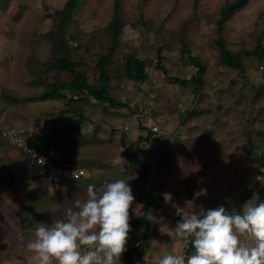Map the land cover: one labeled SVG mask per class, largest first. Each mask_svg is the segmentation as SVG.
Instances as JSON below:
<instances>
[{
    "label": "rangeland",
    "instance_id": "obj_1",
    "mask_svg": "<svg viewBox=\"0 0 264 264\" xmlns=\"http://www.w3.org/2000/svg\"><path fill=\"white\" fill-rule=\"evenodd\" d=\"M67 1L0 0V130L17 129L31 143L53 148L60 161L90 171L74 181L45 179L43 169L0 131V264H38L27 247L36 227L66 219L76 200L87 199L89 184L99 188L118 179L128 181L135 196L127 244L142 240L143 227L132 224L144 212L140 170L122 157V134L148 162L164 195L148 213L150 246L144 256L134 255L139 264H158L168 254L185 256L187 240L174 231L182 219L177 207L197 215L233 208L254 184L258 189L248 201L255 205L259 197L264 202L263 168L252 159L247 137L250 133L264 143V61L259 63L254 53L258 42L264 45V0H248L225 22L226 42L245 63L242 73L221 62L213 42L215 19L227 0H122L124 25L108 64V91L126 106L88 97L84 111L93 122L70 116L61 99L52 105L22 99L36 92L28 59L48 60L51 41L44 33L52 26L54 10ZM80 1L66 28L68 42L82 60L79 67L97 82L96 59L110 48L114 1ZM185 40L205 71L201 80L181 85L157 66V50L162 47L170 75L191 78L197 68L181 53ZM132 53L146 62L148 80L123 74ZM196 85H202L200 91ZM11 95L16 98L6 99ZM150 130L149 139L139 140ZM258 149L263 152L264 146ZM117 264L130 263L123 253Z\"/></svg>",
    "mask_w": 264,
    "mask_h": 264
},
{
    "label": "clouds",
    "instance_id": "obj_2",
    "mask_svg": "<svg viewBox=\"0 0 264 264\" xmlns=\"http://www.w3.org/2000/svg\"><path fill=\"white\" fill-rule=\"evenodd\" d=\"M4 128L9 127H2L1 134ZM89 174L88 170L85 177ZM134 201L133 190L123 179L99 188L89 184L87 199L76 200L66 219L36 227L28 250L39 264H117L127 251ZM177 215L182 219L174 231L177 237L190 239L195 253L168 254L158 264H264V202L248 201L239 214L220 206L202 216L177 207Z\"/></svg>",
    "mask_w": 264,
    "mask_h": 264
},
{
    "label": "trees",
    "instance_id": "obj_3",
    "mask_svg": "<svg viewBox=\"0 0 264 264\" xmlns=\"http://www.w3.org/2000/svg\"><path fill=\"white\" fill-rule=\"evenodd\" d=\"M113 15L111 22L108 25V34L110 37L109 51L99 56L96 59V67L99 71V78L97 82H92L85 70L79 66L82 65V60L75 58V47L70 46L66 28L73 18L75 11L79 8L80 0H68L61 9L54 10L53 23L51 28L44 33L51 41L50 57L45 62H39L36 56L31 55L28 59L27 65L32 73L31 85L35 87V93H31L28 97H23L24 101L41 102L43 104L54 103L57 99L65 101V111L70 113V116L78 118L79 122L92 121L84 111L83 101L91 97L94 100L108 103L112 107H123L125 103L118 101L112 96L109 91V67L112 56L114 55L120 43V34L124 25L122 14V0H113ZM197 1V0H196ZM248 0H227L219 9L215 19L216 36L214 37V45L218 52L222 63L228 65L239 72L245 71V63L240 54L229 48L224 36V26L229 16L237 9L241 8ZM181 53L188 57L190 63L196 66V72L191 78H180L169 74L168 67L163 63L164 55L162 47L157 50L158 61L157 66L163 70L168 79L178 82L181 85H188L193 80H201L205 71V65L198 55H193L187 40L183 42ZM259 63L264 61V45L258 42L254 51ZM123 74L131 80L146 81L150 75L146 69V62L138 57L136 54H128L123 66ZM202 85H196L195 91H200ZM13 95L7 96L6 99H14ZM5 99V98H4ZM6 102V101H5ZM128 128V127H127ZM151 128V127H150ZM153 128V126H152ZM151 128V129H152ZM152 130L148 135H140L139 140L149 139L153 135ZM248 137V151L252 159L264 169V151H259V145L264 146V143H257L252 138L251 134ZM122 143V157L131 164L136 165L140 170L141 179V201L144 203V212L132 220L133 226H142V240L138 244H127V251L124 253L130 264H139L134 259L135 256L142 257L146 254L150 246V229L151 223L148 219V213L154 208L161 205L164 198L161 188L154 182L151 175V167L146 160H144L134 149V144H128L126 136L121 135ZM44 150L51 148H43L41 143L36 144ZM85 167V166H80ZM86 168V167H85ZM261 174H264V170ZM89 170V169H88ZM4 186L8 184L3 179ZM0 183V194L3 193V187ZM258 189V184H254L246 188L238 198L233 208L226 209L227 211L239 214L242 213L243 205L250 200ZM263 202L259 197L256 204ZM201 216L203 215L200 214ZM195 253V248L190 239H187V246L185 249V257L191 256Z\"/></svg>",
    "mask_w": 264,
    "mask_h": 264
},
{
    "label": "built area",
    "instance_id": "obj_4",
    "mask_svg": "<svg viewBox=\"0 0 264 264\" xmlns=\"http://www.w3.org/2000/svg\"><path fill=\"white\" fill-rule=\"evenodd\" d=\"M154 129H156V127H154ZM2 134L22 148L28 157H30L37 166L43 169L45 179L59 183L77 180L88 175V169L85 167L60 161L53 148L44 150L36 146V144L28 141L19 130L4 128Z\"/></svg>",
    "mask_w": 264,
    "mask_h": 264
},
{
    "label": "crops",
    "instance_id": "obj_5",
    "mask_svg": "<svg viewBox=\"0 0 264 264\" xmlns=\"http://www.w3.org/2000/svg\"><path fill=\"white\" fill-rule=\"evenodd\" d=\"M33 261H37V262H39L38 258L34 259ZM38 264H39V263H38Z\"/></svg>",
    "mask_w": 264,
    "mask_h": 264
}]
</instances>
